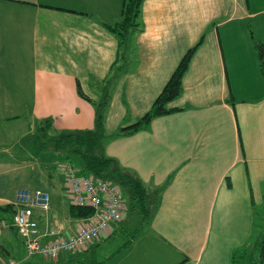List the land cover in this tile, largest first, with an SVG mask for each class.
<instances>
[{
    "label": "crops",
    "instance_id": "0c3cea01",
    "mask_svg": "<svg viewBox=\"0 0 264 264\" xmlns=\"http://www.w3.org/2000/svg\"><path fill=\"white\" fill-rule=\"evenodd\" d=\"M121 6L122 0H0V207L12 205L22 188L56 194L59 207L50 202L47 213L35 212L39 227L74 233L79 221L68 213L59 157L38 162L25 138L45 119L54 135L92 129L95 103L105 94L106 132L134 123L202 36L182 92L168 104L173 111L104 141V153L146 188L152 214L125 244V209L96 249L112 243L102 264H231L264 200V79L251 38L264 43V0H144L143 29L129 36L124 73L109 84L118 41L106 26L119 20ZM5 226L0 244L10 254L0 262L19 264L28 257L24 247L13 251Z\"/></svg>",
    "mask_w": 264,
    "mask_h": 264
},
{
    "label": "trees",
    "instance_id": "16d2710c",
    "mask_svg": "<svg viewBox=\"0 0 264 264\" xmlns=\"http://www.w3.org/2000/svg\"><path fill=\"white\" fill-rule=\"evenodd\" d=\"M143 1L122 0L119 20L112 25L106 26L107 30L118 41L117 55L106 77V82L109 84L118 80L124 73L123 68L128 60L127 45L129 36L141 32L143 29L140 20ZM251 38L258 57L259 70L264 79V43L259 42L252 35ZM202 40L203 37L201 36L197 43L185 52L161 92L155 98L151 108L140 119L128 126L117 128L113 133H107L104 119L109 95L105 94L102 100L95 103V118L92 129L64 131L54 135L51 133L52 122L50 119L36 122L35 135L32 136L30 134V137L33 138V143L31 144H37L36 155H50L52 153L51 156L59 157V160L68 162L76 167L81 175H91L117 184L127 200L129 215L132 220L138 223L143 218L142 222H148L152 210L150 209L146 188L132 173L121 169L113 159L104 155V141L116 135L133 134L147 127L154 118L173 111L168 108V104L181 94L183 75L187 70L193 53L200 46ZM0 212L2 214L0 223L4 222L9 232L13 236L20 238L11 225L14 215L13 205L0 207ZM68 213L72 219L78 220L89 217L92 214V210L89 207L70 205L68 206ZM261 219L254 212L253 227L259 228ZM133 232L130 233V238L125 244L130 243L135 237V233L132 234ZM19 242L22 245L21 239ZM95 247V245H87L75 252L64 253L54 261L40 256H30L19 264H102L103 261L99 260ZM9 254L10 251L4 243L0 244V257L7 259ZM231 264H264V229L255 242L251 243L248 240L245 245L233 252Z\"/></svg>",
    "mask_w": 264,
    "mask_h": 264
},
{
    "label": "built area",
    "instance_id": "2783aa9c",
    "mask_svg": "<svg viewBox=\"0 0 264 264\" xmlns=\"http://www.w3.org/2000/svg\"><path fill=\"white\" fill-rule=\"evenodd\" d=\"M66 199L69 205L89 207L92 214L79 223L74 233L63 235L54 225L44 232L39 227L37 213H47L50 196L41 189H19L12 203V226L21 238L26 257L41 256L54 261L61 253L75 252L105 236L111 225L122 221L126 198L117 184L91 175H81L68 162L60 165ZM0 264H17L13 259Z\"/></svg>",
    "mask_w": 264,
    "mask_h": 264
},
{
    "label": "rangeland",
    "instance_id": "374dc122",
    "mask_svg": "<svg viewBox=\"0 0 264 264\" xmlns=\"http://www.w3.org/2000/svg\"><path fill=\"white\" fill-rule=\"evenodd\" d=\"M16 58V60L18 61V62H21L22 63V61L24 60L22 57L20 58V57H15ZM21 66V65H20ZM31 134H32V136L33 135H35V132H34V130L31 132ZM29 139V140H28ZM27 140V142H28V144H24L23 146L24 147H26L27 149H29L30 148V150H32L33 148H34V150L36 151V147H37V144H35V145H32L31 143H33V138L32 137H30V136H28V137H26L25 138V141ZM13 143L14 142H16V140L15 141H12ZM23 142H24V140H23ZM105 145H106V143H105ZM107 147V146H106ZM11 148V150L12 151H14V149L12 148V147H10ZM104 148H105V146H103V153H104ZM108 148H110L111 150H112V152L115 150V146H108ZM15 151H17V149L15 148ZM13 153H15L16 154V152H13ZM104 155L105 156H107L106 155V152L104 153ZM38 157H37V161L38 162H40V161H43V159L44 158H47V156L46 155H43V154H41V155H37ZM108 157V156H107ZM112 158V157H111ZM112 159H114V158H112ZM115 160V159H114ZM115 162H116V165L117 166H120V164L118 163V161L117 160H115ZM34 163V162H33ZM63 163V161H61L60 160V162L58 161V163H56L55 164V170L58 172L59 171V173L61 174V169H60V165ZM58 174V173H57ZM53 177H54V179L56 180L57 178H56V175L54 174L53 175ZM23 189V188H22ZM65 197H66V195H65ZM59 200V198H58V196L56 195V194H51V197H50V202H51V205L52 206H57V207H59V205H61L62 203H61V201H58ZM126 202H127V200H126ZM126 210H128L129 211V209H128V205L126 206ZM254 212H256L257 214H258V216L259 217H261L262 219H261V221H260V227L258 228V227H256V226H254L253 227V229H252V233H251V235H250V238H249V240H250V242L252 243V242H255L258 238H259V234L261 233V231L264 229V222H263V220H264V200L263 201H261V203L259 204V205H257L256 207H254ZM129 215V214H128ZM125 218H127V220L122 224V225H124L126 228H128V227H130L129 228V230L132 232L133 230H134V228H139V227H141V226H146L147 225V221H145V222H142L144 219L143 218H141V221L140 222H138L137 223V221H133L132 220V217L129 215L128 217L126 216ZM77 220V219H76ZM136 220V219H135ZM77 221H79V219L77 220ZM79 223V222H78ZM143 223V224H142ZM141 224V225H140ZM78 225V224H77ZM133 228V229H132ZM110 230H111V228L109 229V231L108 232H110ZM107 232V233H108ZM105 236H101L96 242H93V243H91V244H89V245H95L96 246V244H97V242L99 243V242H102L101 240L104 238ZM6 238H8L9 240H10V243H9V245H11V244H13L14 245V247H13V251L15 250V251H17V252H20V250L22 249L21 247H23L21 244H20V242L18 241L17 242V240H16V237L15 236H13V234L12 233H10L9 232V236L7 237V234H6ZM123 237L121 236V237H118L117 239H115L116 241L114 242V244H117V243H120V242H122L123 241V239H122ZM113 241V240H112ZM103 243V242H102ZM101 243V247H100V249H96V247H95V250H96V254H97V256H98V258H100L101 256H103V254L105 253V251L106 250H108L109 248H111L112 247V243L111 242H109V243H104V244H102ZM16 246V247H15ZM11 250V249H10ZM64 253H67V252H64ZM64 253H61L60 255H62V254H64ZM24 254H25V256H26V253H25V251H24ZM59 255V256H60ZM59 256H58V258H59ZM41 257V256H40Z\"/></svg>",
    "mask_w": 264,
    "mask_h": 264
}]
</instances>
